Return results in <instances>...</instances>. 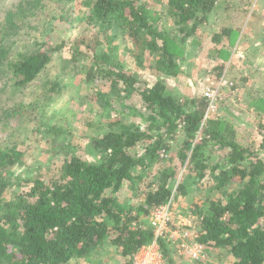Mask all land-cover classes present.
Wrapping results in <instances>:
<instances>
[{
	"label": "trees",
	"instance_id": "16d2710c",
	"mask_svg": "<svg viewBox=\"0 0 264 264\" xmlns=\"http://www.w3.org/2000/svg\"><path fill=\"white\" fill-rule=\"evenodd\" d=\"M216 2L167 0V14L177 28L170 37L153 26L140 0H94L88 23L107 22L115 17L135 55L140 57L144 52L155 55L157 74L176 78L183 71L174 44L186 46L209 22ZM32 9L33 3L22 1L17 11L6 18L9 28L0 30V61H7L19 88L38 79L60 49L19 52L9 60L4 43L16 27L13 20L27 16ZM231 32L225 28L214 40L230 37ZM80 43L95 52L102 41L95 37L94 41L82 39ZM79 55L76 53L69 64H78ZM83 61L86 64L81 73L85 83L109 86L116 96L111 99L100 90L88 95L115 114V119L107 123V130L91 138L90 144L100 160L67 156L48 178L43 174L24 178L12 168L25 164V153L16 146L0 147V264H79L89 260L93 249L104 244L113 230L119 232L115 243L123 254L134 256L155 235L152 229H131L129 223L164 206L178 192L184 193L185 181L182 178L175 187V172L162 170L157 179L150 181L144 202L136 209H122L117 203L119 194L125 183L135 187L143 182L160 153L170 150V142L175 140L180 127L184 133L178 153L181 165L195 174L199 182L226 191L223 198L210 200L207 209L196 211L199 225L196 243L206 249L229 251L233 264H264V140L258 150L241 145L229 126L207 117L206 98H193L186 108L167 92L163 81L150 85L119 71L112 67L107 54H94ZM76 71L81 74L79 69ZM53 86L49 90L59 89V84ZM134 95L141 99V108L124 103ZM41 118L45 123L46 116ZM48 130L54 132L52 127ZM139 147L142 152H134ZM217 148L225 153L214 160L212 151ZM232 182L242 186L227 190ZM9 191L12 196L7 199ZM123 214V223L110 228L109 220L117 222ZM161 246L167 264H173L164 244Z\"/></svg>",
	"mask_w": 264,
	"mask_h": 264
},
{
	"label": "rangeland",
	"instance_id": "374dc122",
	"mask_svg": "<svg viewBox=\"0 0 264 264\" xmlns=\"http://www.w3.org/2000/svg\"><path fill=\"white\" fill-rule=\"evenodd\" d=\"M22 1L0 0V30L9 28L6 18L10 12L17 11ZM29 1L33 3L31 13L13 20L16 27L4 43L9 60L19 52L31 54L55 47L60 49L47 69L25 88L15 84L16 78L8 70L7 61H0V147L16 146L25 153V164L12 168L16 175L30 178L43 174L48 178L56 173L67 156L100 160L90 144L91 138L105 132L115 114L88 95L100 90L111 99L116 96L109 86L85 83L81 73L86 64L83 60H90L94 54H107L112 67L150 85L163 81L167 92L186 108L191 106L193 98H206L209 101L207 117L217 118L229 126L241 145L254 150L260 148L264 140V0H217L209 22L195 37L186 46L174 44L183 71L176 78L157 74L155 55L144 52L137 57L115 17L90 25L88 18L94 0ZM140 1L148 10L149 21L159 32L168 37L177 32L167 14V0ZM225 28L232 30L231 36L215 41L214 36ZM95 37L102 41L95 52L80 43L82 39L94 41ZM76 53H81L78 64H69ZM78 69L81 74L77 73ZM55 83L59 84V89L49 90ZM208 88L215 94L211 99L205 95ZM125 100V104L136 108L142 106L138 96ZM43 115L45 123L41 121ZM49 127L54 132H49ZM183 139L180 127L175 140L170 142V150L160 153L143 182L135 187L125 183L117 203L124 210L136 209L144 202L150 181L157 179L162 170L174 171L175 187L184 178L185 189L160 208L166 210L164 227H158V208L148 215H139L129 226L135 230H153L154 240L146 246L156 247L161 264H167L161 243L173 264H233V256L224 249L204 247V256L195 260L182 248V245H194L199 230L196 211L207 209L210 200L226 194L214 189L213 184L199 182L195 174L181 165L178 153ZM135 151L141 153L142 148ZM224 153V150L214 149L212 158L218 160ZM241 186L232 182L227 190ZM5 196L11 198L12 191ZM124 218L123 214L117 222L109 220L110 228L120 226ZM118 234L116 230L111 231L104 244L93 249L89 260L79 264H134L137 253L132 257L124 255L115 243Z\"/></svg>",
	"mask_w": 264,
	"mask_h": 264
},
{
	"label": "built area",
	"instance_id": "2783aa9c",
	"mask_svg": "<svg viewBox=\"0 0 264 264\" xmlns=\"http://www.w3.org/2000/svg\"><path fill=\"white\" fill-rule=\"evenodd\" d=\"M205 95L210 99L215 96L214 92L210 88H208ZM160 208L157 209L158 216H156L158 223H160V225L158 226L159 228L164 227V223L166 221V210ZM153 224L156 226L157 222H154ZM182 248L195 260L200 259L204 256V246L196 243L195 240L193 247L182 245ZM134 264H161L156 247L154 245L142 247L135 256Z\"/></svg>",
	"mask_w": 264,
	"mask_h": 264
}]
</instances>
